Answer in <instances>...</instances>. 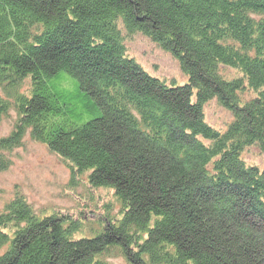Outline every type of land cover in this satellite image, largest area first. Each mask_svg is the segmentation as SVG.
Here are the masks:
<instances>
[{"label":"trees","instance_id":"16d2710c","mask_svg":"<svg viewBox=\"0 0 264 264\" xmlns=\"http://www.w3.org/2000/svg\"><path fill=\"white\" fill-rule=\"evenodd\" d=\"M58 2L61 5L51 7L48 6V0H0L2 37L0 80L4 75L7 76L8 72L13 71L18 78L15 81L22 79L21 76L28 75L33 77L34 82L38 83L41 79L47 82L41 83L46 87L40 86L42 92L45 91L48 96H52L50 99L48 97L38 99L40 94L38 84L34 88L37 93L34 91L31 100L27 99V96L20 97L21 104L24 102L25 105L19 110L26 114L24 120L27 125L33 126L32 138L46 143L51 150L66 155L68 159L76 162L80 171L93 169L91 184L94 187L113 189L115 195L126 205V210L118 228L114 225L109 226L103 232L93 235L92 239L73 238L72 233L80 226L79 221H70L71 223L64 229L67 220L59 215L45 218L42 222L31 220L27 229L30 228L33 236L17 237L13 250L0 260V264H108L100 260L99 256L112 246L119 247L120 250L122 246L131 257L130 261L137 260L138 264H143L139 255L133 257V246H136L137 250H141L140 253L144 251L153 254L152 262L158 264L162 259L169 260V249L172 247L177 249L178 257L174 259L175 261L185 257L201 260L204 257L207 259L205 250H213L219 255V251L228 243H232L239 253L234 256L235 260L231 258L232 264H264V202L261 201L264 197V172L258 175V170L253 167L246 171L243 164L237 160L238 147H235V144L227 149L225 155L220 156L214 165V162H211L214 151L206 149L205 146L208 145L203 146L195 140L197 132L203 134L206 140L217 138L202 120L200 121L201 115L197 112V104L201 105L208 96L216 94L225 105L235 107L236 95L240 89L243 90L240 88L242 83L233 81L228 84L218 74L219 63L224 62L228 65L232 61L230 54L234 55L233 50L221 47L218 40L228 34H234L240 38L237 39L241 41L240 43L249 40L247 45L256 44L257 46H254L264 48V21L256 26L247 16L249 10L264 15V0H181V2L58 0ZM168 3L172 6L174 3L177 4L175 6L177 10L171 11L167 7ZM46 6L53 9L50 16L48 11L46 12ZM74 15L75 22H67L68 16ZM136 15L143 17L140 22L135 20ZM120 18H124L131 31L146 29L157 38H164L162 41L164 45L179 56L184 67L191 71V85L177 89H168L165 85L158 86L154 83L155 79H150L134 63L123 59L124 47L116 25ZM145 21L150 24L145 25ZM212 25L219 26L222 30L213 28ZM32 26L36 29L35 33L31 30ZM199 26L207 29L204 34L199 32ZM231 30H240V33H232ZM253 34L256 35V41L253 40ZM76 37L81 41H77ZM82 38L88 45L81 43ZM195 38H200L199 44H195ZM98 40L103 43L98 44ZM169 44L172 46L169 47ZM242 59L244 68L249 69L247 74L251 77L250 82L263 86L264 65L260 64L263 67L253 68L258 65V58ZM63 73L75 77L78 90L59 91L55 85H60L57 79L62 78ZM51 78L55 79L51 81ZM115 85H121L126 90L136 85L139 89L135 88L133 93L135 96L129 92V96L134 99L126 96V99L121 100V104L126 106L134 100L139 101V111L143 119L148 118L149 124L153 119L159 128L163 124L161 129H164V133L159 134L158 127L154 126L157 131L156 137L150 140L144 137L148 135L138 129L136 121L138 119L132 113V109L128 110L127 107L119 109L115 99L109 96V90H115ZM191 86L202 91L198 93L199 103L191 104ZM142 88L150 89L149 95ZM81 94L83 97L90 96L87 97L90 101L83 104L79 97ZM52 98L61 100L63 112L61 107L52 108L48 112L50 105L53 107L55 103ZM94 100H99L100 105L93 107ZM64 101L68 103L64 105ZM75 101L79 102V105ZM70 102L74 103L72 107ZM149 102L154 105H148ZM159 103L163 106H158ZM4 104L0 98V116ZM64 107L68 108L69 113L73 109L77 111L83 109L86 115L84 117L81 113L76 119L69 116L65 126L59 125L58 121L54 124L51 118L66 112ZM179 107L181 111L175 115L171 109L176 111ZM157 109H160V112H156ZM162 111L163 115L160 114ZM238 112L240 113V110ZM242 112L244 113L241 121L231 125L228 136L223 141L238 140L245 143L257 138L264 149V97L257 98L251 105L242 109ZM150 113L156 118L151 117ZM163 116L167 117L165 121ZM171 116L173 120L168 118ZM75 120L77 126H73ZM154 127H147L145 131L155 136ZM167 135L172 143L171 149L166 146ZM23 136V129L21 131L19 129L18 135L12 138V141L0 139V144L16 147ZM192 142L195 144L192 145ZM223 145L226 147V143ZM211 163L213 177L207 175L212 173L209 170ZM150 166L155 171L163 170L167 175L180 171L178 181L175 180L173 183L175 193L171 195L168 194L172 192L171 190L165 191L164 180L162 185H158V189L155 187L157 191L142 185L141 190L131 188L130 184H127L130 183L129 171L133 172V175L139 171L150 174ZM215 166L220 169V173L216 172ZM224 172L226 174L233 172L237 177L235 180L251 191L254 198L252 204H258L262 212L260 215L263 219L262 227L248 222L247 218L251 214L245 212L231 211L227 213L226 218L221 215L227 209L226 203L232 205V200L236 197L241 195L244 200H248L242 190L238 191V188L231 189L224 185L225 179L222 178ZM209 181L212 183L209 184ZM205 183L209 188L208 194L202 188ZM228 192L234 195H229ZM169 198L179 206L174 205ZM15 205L13 207L16 217L21 215L26 218L27 207L21 203ZM182 208L188 211L186 218L172 213L173 210L182 213ZM153 216L157 220L155 231H151L148 241L140 246L138 235L140 232L145 233V228L151 223ZM185 219L191 220L193 224H184L187 222ZM7 222V219L3 220L4 225ZM233 239L239 244H235ZM241 244L244 245V249L239 250ZM48 247L49 250L45 249ZM36 251H39V255ZM17 255L16 263L12 257ZM202 264L213 262L207 260Z\"/></svg>","mask_w":264,"mask_h":264},{"label":"rangeland","instance_id":"374dc122","mask_svg":"<svg viewBox=\"0 0 264 264\" xmlns=\"http://www.w3.org/2000/svg\"><path fill=\"white\" fill-rule=\"evenodd\" d=\"M48 1V6L51 7H58V5H61L58 0ZM179 1L181 2V0ZM170 3L172 4V1ZM170 3H168V6H166L169 7L171 11L177 10V7H175L177 4L174 3V6H172L170 5ZM64 5L67 4L64 3ZM51 7L47 8L46 6V12L48 11L49 16L51 15V10H53ZM60 12H62V10ZM68 14L71 15V13L69 12ZM247 16L256 24V26L261 21H264V15L256 13L255 11L249 10L247 12ZM74 17L75 15L73 17L68 16L67 22H75ZM134 18L137 22H140L143 17H141L140 15H136ZM147 24L150 23L145 21V25ZM116 25L117 30L120 32L122 46L124 47H122L124 53H120L122 54L123 59H127L128 61L134 63V65L138 66L139 69H141L142 72L150 79H155L154 81L156 82H153L158 86L165 85V87H167L168 89H177L185 87L187 85H191V71L189 72L184 67L182 59L179 56H177L172 50L164 45V42H162L164 41V38H162L163 40L157 38L154 33L146 29L142 30L139 28L131 31L128 29L124 18H120L119 21L116 22ZM31 28L32 32L35 33L36 29L33 26ZM213 28H219V26L214 25ZM198 30L200 33L204 34L207 29L199 26ZM221 30L222 29H220V31ZM231 32L240 33V30H231ZM217 33H219V31ZM207 35H209V33H207ZM79 37H76L75 39L77 41H81ZM252 37L253 40L256 41V35L253 34ZM0 39H2L1 36ZM237 39L240 38L235 36L234 34H228V36H225L223 39L218 40V43L221 47L225 48L226 50L229 49V51L230 49L234 51L233 56L232 54H230V61H232H229L230 63L228 65L221 66L220 75L225 82H228V84L233 83V81L242 83L240 88H242L243 90L240 89L236 95L237 105H235V107H228L216 94L210 97L208 96L207 99L201 102V105L197 104V112H199L201 115L200 121L202 120V123L207 127L208 130H211L217 138L206 140V137L203 134H197L195 135V140H197V142L201 143L203 146L208 145L205 146L206 149L214 151V153L212 154L213 160L211 159V162H214V165L216 164V162H218L220 156H224L227 149L232 148L235 144V147H238L237 160H239L243 164L245 170L248 171L253 167L254 169L258 170V175H262L264 172V149L261 148V146L263 145L260 139L256 138L248 140V142L245 143L239 142L238 140L223 141V139L228 136V131L232 127L231 125L241 121L244 113L242 112V109H244L248 105H251V103H253V101H255L257 98L262 96L264 97V85L258 86L252 84L250 82L251 77L247 74V70L249 69L244 68L242 63V58L248 57L251 60H254L256 58H258L259 60L258 65L254 66L253 68L261 66L260 64L264 65V48L256 47V44L247 45L248 42H250L249 40H244L245 43H240V41H238ZM199 40L200 38H195V44H199ZM81 43L84 45H88V43L83 38ZM97 43L102 44L103 42L98 40ZM168 46L171 47L172 44H169ZM5 68L7 69V67ZM12 72H8L7 76L4 75L0 80V98L5 103L0 116V139H9L12 141V138L18 135L19 129L20 131L23 129L24 136L16 147L14 146L13 148H11L9 146L0 144V260L9 255L10 251L13 250V246L17 237L31 238L33 236L29 230L30 228L27 229L30 226L31 220L42 222L45 218H50L53 215H59L60 217L66 218L67 220L63 226L64 229L68 227V225L71 223L70 221H79L78 223H80V226H78V228H76V230L72 233L74 239H92L94 238L93 235L98 234L101 231L103 232L109 226L114 225L118 228L124 219L123 215L124 211L126 210V205H124V202L115 195V191L113 189L105 187H94L91 184V177L94 171L93 169H84L80 171V168L76 164V162L68 159L66 155L55 152L54 150H51L49 145H47L46 143L37 141L32 138L33 126L27 125L28 123L24 120V118H26V114L19 110L21 109L22 105H25L24 102L21 104V98L23 96H27V99L31 100L34 96V91L35 94L37 93L34 88L35 85L38 84V89L40 91L38 99L40 100L44 97H48V99H50L52 96H48L45 91H41V86L46 87V85H41V83L45 82V80L41 79L37 83L34 82L32 76L27 75L23 77L21 76L20 78L22 79L15 81L18 78ZM65 75H67L66 78ZM62 76V78L57 77L60 85H55L59 89V91H63V89L66 92H70V89H72V91H74V89L78 90V83H76L77 81L75 80V77L69 75L68 73H63ZM53 79L55 78H51V81ZM240 83L238 85H240ZM143 85L145 84H142V86ZM148 87L150 88V86ZM191 87V104L199 103L198 93L201 90L194 86ZM135 88L139 89L138 87H136V85L134 88H127V90L121 85H115V90H109L108 93L112 99H115L116 103L119 105V109L121 107H127L128 110L130 108L132 109V113L138 119L136 120L138 122V129L141 133L143 132V134H147L148 136L144 137H147L150 140L152 137H156L157 135V131L154 127L157 126V122L151 119V122L149 124L147 121L148 118L145 117V119H143V115L139 111V101L137 102L134 100L133 102L127 103L126 106L121 104V100L126 99L125 97L129 96V92L133 94ZM146 88H144V90L142 88V90L146 92L147 95H149L150 89ZM133 96L135 95L133 94ZM79 97H81V101H83V104H85L87 101H90V96L85 95V97H83L81 94L79 95ZM129 97L131 99H134L131 96ZM97 98L101 99V97L98 96ZM52 100L55 101V103L53 104V107H51L50 105V107L48 108V112H50V109L52 108L57 109L61 107L62 102L60 99L55 100L54 98H52ZM99 100H94L95 102H93L92 104L93 107L100 105L98 104ZM51 101L49 103H51ZM58 101H60L61 103H59ZM67 103L68 102L64 101L63 104L66 105ZM70 103L72 107L74 103ZM75 103L79 105V102L75 101ZM83 104L81 105L83 106ZM151 104L153 103H148V105ZM158 106L162 107L163 105L159 103ZM64 108H66V112L57 115L56 118H51L54 124H56L58 121L59 125L65 126V123L68 120L69 116H71L72 119H76L81 113L84 114L85 112V110L83 109H80L78 111L73 109L69 113L67 111L68 108ZM61 109L63 112L62 107ZM143 110L147 113L146 108H144ZM171 110H173L172 112L175 115H178L181 111V107L177 108L176 111L175 109ZM238 110H240V113L238 112ZM156 112H160V109H157ZM163 113L164 112L162 111V113L160 114L163 115ZM85 115L86 113L84 114V117ZM151 117L155 116L151 114ZM168 118H172L173 120L172 116ZM165 119H167V117L163 116L164 121ZM164 121L162 122L164 123ZM171 123H173V121H171ZM75 125H78L76 123V120L73 121V126ZM147 127H154L153 129L156 133L155 136H152L151 132L145 131ZM161 128H163V124L160 128H157L159 130V134L164 133V129ZM189 133L191 132L189 131ZM237 138L238 137L236 136L235 139ZM165 140H167L166 146L171 149L172 143L170 142V138L168 135L165 137ZM193 143L195 144V142H192L191 144L193 145ZM225 143L226 147H224V145L222 146V144ZM220 144L221 147H219ZM180 150L179 153H181V151H186L185 149H182L181 151ZM228 157L230 158V156ZM228 157L227 160H229ZM149 168L151 170L150 174L145 171H139L137 174L133 175V172L129 171L130 183L127 184H130L131 188H139L140 190L141 185L155 190V187L156 189H158V185H162V181L164 180V185H166V188L164 187L165 191L171 190L172 192L168 193L171 195L176 192L173 183L175 180L178 181L179 174H181L180 171H175L173 174L167 172V175L163 173V170L159 172V170L155 171L154 169H152L151 166ZM215 169L217 170L216 172L220 173L219 168L215 166ZM209 170L212 173L207 175L213 177L214 170L212 163ZM122 173L126 172L122 171ZM222 178L223 180H226H224V185L226 187L229 186V188L231 189L238 188V191L242 190L244 196H246L248 200H244L243 196L241 195L236 197V199L232 200V205L229 206V203H226L227 209L224 210L221 215H224L226 218V216H228L227 213H231V211L238 213L245 212L251 214L249 218H247L248 222L251 221L254 225L262 227L263 219L260 216L262 212L260 211V207L258 206V204H252L254 198H252L251 191L244 188V185L242 183L235 180L237 179V177L233 172L229 174H226V172H224ZM211 183L212 182H210L209 184ZM205 185H207V183L203 184L202 188L205 190L204 192L208 194L209 192L207 190H209V188ZM229 195L234 194L229 193ZM170 201L174 205L179 206L178 203L173 202L172 200ZM261 201L264 202V197L261 198ZM17 203H21V205L23 204L24 207H27V210H25L26 218L21 217V215H18L16 217V211H14V207ZM217 205L219 204L217 203ZM186 210L187 209L182 208V213L175 210H173L172 213L180 214L181 217L186 218V213L188 212ZM67 217L69 218V220ZM4 219L8 220L7 224L5 225L3 223ZM190 221L191 220L185 222L184 224L192 225L193 222ZM156 224V217L153 216L151 223L145 228V233L140 232V234L138 235V245L141 246V244L143 245L145 241H148L149 234L151 231H155ZM32 228L34 229L35 227ZM134 229H137V227H134ZM242 240L245 241V239ZM45 241L47 243L48 240L46 239ZM233 242L235 244H239L234 239ZM242 244L239 250L244 249V245L242 246ZM133 248L134 250H132V252L134 254V258L135 255H139L143 261V264H154L152 262L153 254L144 251L140 253L141 250H137L136 246H133ZM45 249L49 250L50 248L48 247ZM121 250L119 247L112 246L110 247V249H108V251L101 254L99 256V259L107 262L108 264H138L137 260L133 262L130 261L131 257L129 256L128 252H125L122 246ZM169 250V260L162 259L158 264H202L207 260L213 262V264H232L231 258L235 260L234 256H237L239 254L236 247L232 243H228L227 245L223 246L222 250L219 251V255L216 252H213V250L208 249L205 250L207 259H205L204 257L201 260H197V258L185 257L183 259H179L178 261L180 262H178L177 260H174L178 257L177 249L175 247H172ZM36 254L39 255V251H36ZM17 257L18 255L12 258L15 260L17 259ZM137 258L138 257H136V259ZM15 262L17 263V260H15Z\"/></svg>","mask_w":264,"mask_h":264},{"label":"bare ground","instance_id":"6f19581e","mask_svg":"<svg viewBox=\"0 0 264 264\" xmlns=\"http://www.w3.org/2000/svg\"><path fill=\"white\" fill-rule=\"evenodd\" d=\"M240 42H241V41H240ZM218 63H219V62H218ZM222 65L225 66L226 64H225L224 62H222V64L219 63L218 70H217L218 74H221V66H222ZM220 76H221V75H220ZM221 78H222V77H221ZM222 79H223V78H222ZM224 79H225V77H224ZM197 134L200 135L201 133H198V132H197L196 135H197ZM196 141H197V140H196Z\"/></svg>","mask_w":264,"mask_h":264}]
</instances>
